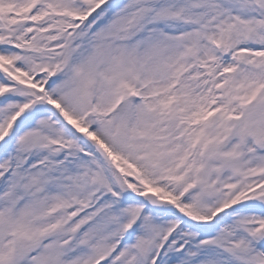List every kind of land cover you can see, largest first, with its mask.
Returning a JSON list of instances; mask_svg holds the SVG:
<instances>
[{
	"label": "snow or ice",
	"instance_id": "1",
	"mask_svg": "<svg viewBox=\"0 0 264 264\" xmlns=\"http://www.w3.org/2000/svg\"><path fill=\"white\" fill-rule=\"evenodd\" d=\"M0 264H264V0H0Z\"/></svg>",
	"mask_w": 264,
	"mask_h": 264
}]
</instances>
